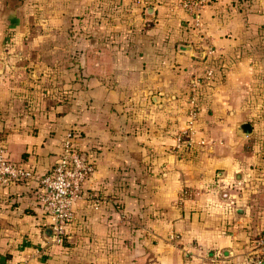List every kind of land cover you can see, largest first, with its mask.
I'll return each instance as SVG.
<instances>
[{"label": "crops", "instance_id": "obj_1", "mask_svg": "<svg viewBox=\"0 0 264 264\" xmlns=\"http://www.w3.org/2000/svg\"><path fill=\"white\" fill-rule=\"evenodd\" d=\"M58 1L55 8L65 6ZM72 1L78 12L93 2ZM30 2L0 1V141L9 161L33 172L0 187V264H255L264 237V113L252 104L242 111L246 90L264 101V45L255 43L264 0L245 18L229 0L212 2L196 33L186 30L193 19L183 0H118L117 20L94 32L85 60L48 88L38 47L23 40H35L38 22L62 23L65 11L51 15L52 7L39 20ZM238 49L198 114L193 143L178 148L188 71ZM69 136L94 172L59 243L39 177Z\"/></svg>", "mask_w": 264, "mask_h": 264}, {"label": "built area", "instance_id": "obj_2", "mask_svg": "<svg viewBox=\"0 0 264 264\" xmlns=\"http://www.w3.org/2000/svg\"><path fill=\"white\" fill-rule=\"evenodd\" d=\"M206 4L207 0H183L181 3V8L193 19L192 25L195 28H202L201 12ZM212 75L213 68L208 67L203 79L193 78L191 82L192 91L186 96V125L176 136L178 148L182 144L190 145L194 141L199 114L196 91L203 81L208 83ZM199 143L204 144L205 141L201 140ZM93 172L94 163L74 148L69 136L62 144L57 161L48 172L39 177L46 224L52 230L56 242L62 241L66 226L74 215V206L82 198L84 184ZM32 176L31 169L8 160L4 145L0 143V187ZM257 246L260 248V254L255 264H264V237L258 239Z\"/></svg>", "mask_w": 264, "mask_h": 264}, {"label": "rangeland", "instance_id": "obj_3", "mask_svg": "<svg viewBox=\"0 0 264 264\" xmlns=\"http://www.w3.org/2000/svg\"><path fill=\"white\" fill-rule=\"evenodd\" d=\"M57 2L59 3L58 0H31V3H34L36 6H38L35 8V12L38 13L39 20L43 19L44 17L47 18L45 14H47L52 7L54 8V12L51 15L55 14V11L58 10L60 12L65 11V17L62 19V23L59 24L48 25L46 22H38L37 24H34L32 27L35 29V33H37L38 38L36 37L33 41L23 40V42L38 47V60L46 67V69L43 71L45 76L43 78L41 88H48L53 85L57 79L56 76L61 75L63 71L65 72V75L69 74L71 71L70 67L73 66V64L82 63V61L85 60V56L83 55L84 48L88 47L86 43L93 41L94 32L103 30L104 27L109 25L108 23H110L111 20L119 17V12L116 9L113 14L114 17L111 13L108 15L110 11L107 7H110V5L107 4L106 6V4L103 3L104 0H93V2H91L89 5H86V7L80 12L74 10L72 7V0H64L65 6L61 4V1L59 7L55 8V4H57ZM92 8L93 10H91ZM51 35L54 36L51 37ZM254 39L255 38L250 40L253 41ZM255 43L260 47L264 45V43H260L258 41ZM71 47H77V49H74L73 52ZM261 57H264V55L261 54ZM259 77L261 80L264 78L262 73L259 74ZM39 78L40 77L37 79L40 80ZM51 79L54 80L51 81ZM71 81L72 79L70 77L68 82ZM247 93L248 92L246 90L245 96L243 98V105L245 106V109L242 112L245 113L248 104H252V106L259 109V113H264L263 99L261 98V100H258V98H256L253 100L250 95H247ZM249 98L251 100H249ZM20 105H22V103H20L19 106ZM261 116L262 117L259 120H261L260 122H263V115ZM247 121L252 122L250 120ZM238 132L240 135H243V132L239 127ZM244 150H247L246 146Z\"/></svg>", "mask_w": 264, "mask_h": 264}, {"label": "trees", "instance_id": "obj_4", "mask_svg": "<svg viewBox=\"0 0 264 264\" xmlns=\"http://www.w3.org/2000/svg\"><path fill=\"white\" fill-rule=\"evenodd\" d=\"M0 1H3V0H0ZM117 1L118 0H104L103 3L106 4V6H107V4L110 5V7H107V8H109L108 10L110 11L108 15H110V13L113 15L115 9L117 10ZM217 1L218 0H207L206 5H208L212 2L217 3ZM256 1L257 0H229V8L232 10H235L239 14H244L245 15L244 18H245L246 14L252 11V8L255 6ZM31 6L34 7V9L38 7L34 3H31ZM91 10H93V8ZM104 13H105V9H104ZM119 15H120V13H119ZM113 17H114V15H113ZM202 19L203 18L201 17V23L203 24L204 22ZM202 27H203V25H202ZM186 30L189 32H194V33L200 32V29L195 28L192 24L188 25L186 27ZM255 31H256V33L261 32V34L258 36V39H259L260 43L261 42L264 43V23L259 24L255 28ZM238 50H239V53H237ZM238 50H235V54L232 56H229L228 59L223 58L222 56H219V57H216L213 59L209 58L207 56H204L203 60H202V62H203V67L201 66L202 68H198L197 64H194L195 66L193 67V69L191 71H188L190 79L188 81V85L186 84V86L183 87V90L181 93L183 96H187L189 94V92L192 91V87L190 85H191L193 78L203 79V75H204V72L207 69V67L208 66L213 67V75L209 79L208 83H205L203 81L201 83V85L197 88V91H196L198 113L201 112L200 110H201L202 106L206 103L211 89L215 86V84L218 82L219 79H222L227 75V69L230 66H232V64L236 61V59L238 57L241 56L240 55V49H238ZM0 143H1V141H0Z\"/></svg>", "mask_w": 264, "mask_h": 264}, {"label": "water", "instance_id": "obj_5", "mask_svg": "<svg viewBox=\"0 0 264 264\" xmlns=\"http://www.w3.org/2000/svg\"><path fill=\"white\" fill-rule=\"evenodd\" d=\"M239 128L243 132V134H248L251 131V127L248 123L240 124Z\"/></svg>", "mask_w": 264, "mask_h": 264}]
</instances>
